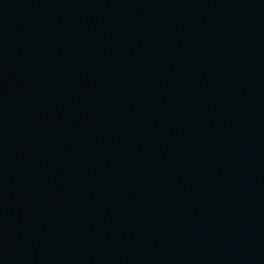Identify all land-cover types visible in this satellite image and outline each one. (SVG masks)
I'll use <instances>...</instances> for the list:
<instances>
[{
  "label": "water",
  "instance_id": "1",
  "mask_svg": "<svg viewBox=\"0 0 264 264\" xmlns=\"http://www.w3.org/2000/svg\"><path fill=\"white\" fill-rule=\"evenodd\" d=\"M0 264H264V0H0Z\"/></svg>",
  "mask_w": 264,
  "mask_h": 264
}]
</instances>
